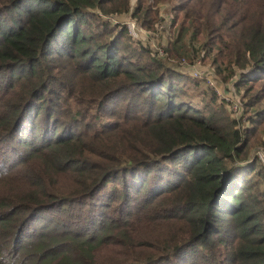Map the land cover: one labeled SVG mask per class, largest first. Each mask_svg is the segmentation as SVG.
Wrapping results in <instances>:
<instances>
[{
	"label": "trees",
	"instance_id": "trees-1",
	"mask_svg": "<svg viewBox=\"0 0 264 264\" xmlns=\"http://www.w3.org/2000/svg\"><path fill=\"white\" fill-rule=\"evenodd\" d=\"M263 148L264 0H0V264H264Z\"/></svg>",
	"mask_w": 264,
	"mask_h": 264
},
{
	"label": "rangeland",
	"instance_id": "rangeland-1",
	"mask_svg": "<svg viewBox=\"0 0 264 264\" xmlns=\"http://www.w3.org/2000/svg\"><path fill=\"white\" fill-rule=\"evenodd\" d=\"M135 1L136 0H133V3ZM159 9L162 10V11L159 10L160 19L164 15L167 18V22L169 23V19L167 17V15L169 14L167 12L169 11L170 6L161 5ZM99 14H100V20L102 22L108 25L111 24L115 28L114 30L115 33L124 32L126 33V35L131 37L132 41L137 42V43H142L144 46H148L152 48L154 50V55L158 54V56L161 59L167 57L166 47L169 41H171L170 39L172 38V32L175 29L172 26H170L168 23L157 24L154 29H147L143 25H140L139 23H137L136 20L132 19L130 15L128 14L124 15V14L112 13V14L106 15L100 12ZM93 29L95 31H101L102 27H100L97 24H94ZM172 62H173L172 64H175L181 67L188 75H191L193 79L201 81L200 90L197 91L195 94L196 102L200 104L201 107H203L204 102L207 99L205 98V96L207 95H203L202 94L203 92H201V90L208 89L209 91L214 92L216 94L218 102L222 104L223 107L228 111V114L230 115V117L233 120L236 119L235 115H238V111H239L237 109V106H242V108L244 107V104H243L244 100H243L241 93L238 91L236 94V91H235L236 83H237L236 80H234L233 82L229 81L227 83H224L219 78H214L215 81L217 80L218 81L216 82V84L215 82H213L215 86L211 87L208 82L207 74L212 76L213 72L211 70L212 68L209 62H206L204 59L198 60L197 65L195 66L196 67L195 71L189 69L190 68L189 64H191V62L187 58H183L180 62L174 61V60ZM202 72L206 74L205 77L200 78L195 75V73L198 74ZM182 83H185V81H183ZM245 120L246 119L244 118L243 121ZM257 154H262V156L264 157V148L256 152V155ZM257 158L264 165V162L260 160L259 157Z\"/></svg>",
	"mask_w": 264,
	"mask_h": 264
},
{
	"label": "built area",
	"instance_id": "built-area-1",
	"mask_svg": "<svg viewBox=\"0 0 264 264\" xmlns=\"http://www.w3.org/2000/svg\"><path fill=\"white\" fill-rule=\"evenodd\" d=\"M195 69H196V67H195ZM195 69H193L194 71H195ZM195 75L196 76H198V77H205V73H198V74H196L195 73ZM208 75V82H209V85L211 86V87H214L215 86V84H216V82L218 81H215V77H214V75H209V74H207ZM235 80L237 81V77L235 78ZM234 81V80H233ZM213 82H215V84L213 83ZM236 83V82H235ZM236 91V90H235ZM236 94H237V91H236ZM230 101V100H229ZM237 109L239 110L238 111V115H235L236 116V119L237 120H241V117H243V115H244V108H242V106H237ZM256 157H259V159L260 160H262L263 162H264V157L262 156V154H257V155H255Z\"/></svg>",
	"mask_w": 264,
	"mask_h": 264
}]
</instances>
